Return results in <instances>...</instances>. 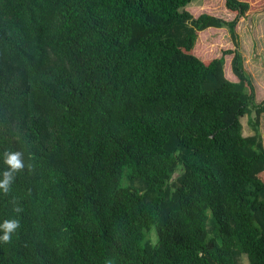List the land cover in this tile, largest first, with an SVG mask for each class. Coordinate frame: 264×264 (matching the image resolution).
Segmentation results:
<instances>
[{
  "label": "trees",
  "instance_id": "obj_1",
  "mask_svg": "<svg viewBox=\"0 0 264 264\" xmlns=\"http://www.w3.org/2000/svg\"><path fill=\"white\" fill-rule=\"evenodd\" d=\"M191 1L0 0V180L5 153L25 165L0 264H264V100L236 31L257 8ZM208 27L234 48L200 58Z\"/></svg>",
  "mask_w": 264,
  "mask_h": 264
},
{
  "label": "rangeland",
  "instance_id": "obj_2",
  "mask_svg": "<svg viewBox=\"0 0 264 264\" xmlns=\"http://www.w3.org/2000/svg\"><path fill=\"white\" fill-rule=\"evenodd\" d=\"M251 1L254 2L252 7L257 9H254V13L248 17L238 20L236 31L238 34V50L243 59V66L254 86V101L259 103L264 100V7H258L260 3L257 0ZM223 5L222 0H193L185 6V9L194 17L201 13H208L227 21L233 19L234 15L229 13ZM198 37L199 42L194 52L202 59L218 57L221 55L222 50L234 48L229 31L225 27H208L200 31ZM197 50L200 53H197ZM232 55L227 54L224 56L223 69L225 76L229 80L235 81L237 80L236 76L231 71ZM252 117H254V112ZM240 120L243 135H253L254 132L249 124L248 116L244 115ZM259 130L264 146V113L259 117ZM241 261L247 262L244 255L241 257Z\"/></svg>",
  "mask_w": 264,
  "mask_h": 264
},
{
  "label": "clouds",
  "instance_id": "obj_3",
  "mask_svg": "<svg viewBox=\"0 0 264 264\" xmlns=\"http://www.w3.org/2000/svg\"><path fill=\"white\" fill-rule=\"evenodd\" d=\"M5 163L9 166V170L3 173V179L0 180V189L7 193L13 180L14 173L23 170L25 165L22 159V153L19 151L5 153ZM15 211L20 212L21 209L16 208ZM19 226L18 220L4 221L2 224H0V230L3 231V235L0 236V240L5 243H10L11 234L14 233L19 228Z\"/></svg>",
  "mask_w": 264,
  "mask_h": 264
}]
</instances>
